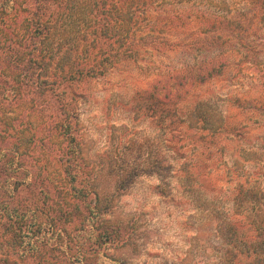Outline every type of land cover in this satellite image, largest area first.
Listing matches in <instances>:
<instances>
[{"label":"rangeland","instance_id":"1","mask_svg":"<svg viewBox=\"0 0 264 264\" xmlns=\"http://www.w3.org/2000/svg\"><path fill=\"white\" fill-rule=\"evenodd\" d=\"M34 6V0H20L21 15L8 13L10 27L3 32L6 40L21 44L11 48L27 55L34 46L24 38V27L28 29ZM254 7L248 0H154L136 29L134 57L122 54L105 76L82 85L75 139L79 161L86 163L82 183L98 195L99 217L91 234L85 205L75 202L66 225L59 220L64 214L55 191L64 183L55 157L64 141L52 129L59 122L58 103L35 93V86H43V70H38L40 77L26 70L22 76L11 74L5 68L9 41L0 43V151L12 161L10 173L0 162V197L10 201L6 188L14 204L35 199L56 231L64 229L63 240L52 243L73 247L69 257L74 264H264L257 255L241 262L233 258L235 239L256 243L259 222H264V21ZM76 14L72 25L59 26L52 37L56 64L89 47L81 42L89 43L88 25L79 20L91 17L90 8ZM241 15L248 21L242 22ZM207 17L219 21L213 33L203 22ZM240 39L251 48L244 49ZM38 45L36 55L43 57V38ZM221 51L230 57L225 74L171 105L160 122L143 97L152 80L196 69ZM25 74L30 76L24 81ZM198 104L200 113L182 128L180 119ZM204 118L209 121L200 123ZM161 160L172 169L169 178L144 175L121 188L125 172L151 168ZM11 176L19 180L15 191L7 188ZM30 178L31 187H23ZM52 201L55 209L45 210ZM105 234L115 242L98 248ZM5 236L0 227V250ZM45 251L43 264L64 260ZM77 251L81 255L75 256Z\"/></svg>","mask_w":264,"mask_h":264},{"label":"trees","instance_id":"2","mask_svg":"<svg viewBox=\"0 0 264 264\" xmlns=\"http://www.w3.org/2000/svg\"><path fill=\"white\" fill-rule=\"evenodd\" d=\"M34 1L37 5L34 6L36 12L31 13V15L33 14L32 18L28 20V24H25L28 29L24 27V38L30 39L28 45L31 42L34 46V50L27 55L26 52L20 53L11 48L13 45L21 44L13 38V40H6L3 33L8 32L10 27L9 23H6V18L10 15L8 13L21 15L20 0H0V24L1 22L4 23L0 28L2 34L0 43L9 41L7 49L11 51V56L7 59L8 64L5 68L13 75L26 70L31 75L36 76L39 69L43 70V86H35V93L43 96V101L52 97L58 103L56 107L59 122L52 129L57 130L64 141V147L59 149L58 156L55 157L57 165L61 167L64 183L56 189L57 192L55 191L58 198H60L59 205L64 214L63 219L59 218V220H63V225H66L73 216V210L76 209L75 202H77L85 205L88 209L86 228L90 231L91 227L92 231V226L96 228V220L99 217L98 195L93 186L82 183V178L85 177L86 163L81 164L79 161L81 155L75 139V133H77V99L83 93L82 85L89 80L105 76L122 54L127 58L134 57V44L137 38L136 29L140 30V20L150 13L154 0H43V3L41 0ZM248 2L255 6L254 14L264 21V0H248ZM83 7L90 8L91 17L86 22L83 21L85 19L80 18L79 22L80 25H88L87 30L90 35L89 43L85 39L81 42L85 46L89 44V47L85 49L83 47L80 55L75 56L73 60L67 57L56 64L58 55H56L57 51L53 50L52 37L55 36L59 26L67 28L72 25L77 17V10ZM41 11H43V17ZM241 20L242 22L248 21L245 15H241ZM203 22L207 26H212L210 33L215 31L213 26L219 24L217 17H207ZM258 24H262V22L251 25L250 29H256ZM42 38L43 57H38L36 50H38V44L41 43ZM240 41L244 49L251 48L247 41L244 42L243 39H240ZM26 45L25 47H28ZM66 59L70 62L65 61ZM42 63L43 68L40 67ZM229 64L230 57L224 55L221 51L216 57L210 61H204L196 69L157 75L149 87L144 90L143 97L152 104L149 109L162 122L164 121L163 116L170 112L168 108L171 105L178 106L180 102L186 100L199 87L222 77ZM22 74L23 72L19 76H22ZM29 76V74L23 75L22 80L25 81V78H29ZM200 104L185 119H180L184 123L182 128H186L184 126L194 122L196 112L199 110L200 113ZM206 121H209L208 118H204L202 121L199 120L200 123ZM8 158L6 153L0 151V162L5 167V171L10 173L12 171V161L10 162ZM164 164L161 160L151 168H135L125 172L126 175L121 178V188L129 187L136 178L144 175L169 178L172 169ZM29 177L28 174L26 178L29 180ZM10 179L11 183H8L7 188H13L14 191L17 188L19 189L18 178L11 176ZM31 181L30 178V184H23L22 186L30 188ZM43 186L47 187V177L44 175ZM4 189L10 201L5 197H0V227L5 230V237L8 236V239H6L3 249L0 250V264H43L41 253L46 252L45 250L50 255L55 253L56 258L64 256V260L59 261L58 264H74L69 257L74 248H64L61 244L63 241L57 243L58 240H63L64 229L56 231L53 219L46 214L42 216L43 211L35 199L28 203L25 201L14 204V196L10 195L6 188ZM257 191L258 188H255L252 193L256 194ZM48 192L50 193V190ZM47 197L46 194L43 203ZM52 203V205L45 207V210L47 208L55 209L56 204H54V201ZM70 203H74V206H70ZM85 223L86 221H84ZM255 224H257L256 221ZM258 230V241L256 243L235 239L237 245L233 248L235 250L237 248V251L233 250V252H236L233 258L237 259V262L251 260L254 257L253 255L264 259V222H259ZM54 238L57 241L52 243ZM99 240L101 244L98 245V248L100 246H110L115 242L112 235L108 236L106 234L101 235ZM78 255H81V251L75 253V256ZM72 260L76 261L73 257ZM114 262L117 264L116 260ZM75 264H86V261L83 263V261L78 260Z\"/></svg>","mask_w":264,"mask_h":264}]
</instances>
